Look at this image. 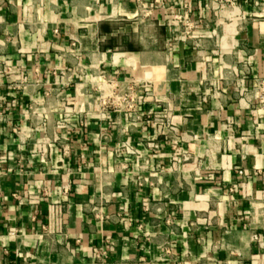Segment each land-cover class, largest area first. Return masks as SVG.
Listing matches in <instances>:
<instances>
[{
  "label": "crops",
  "instance_id": "crops-1",
  "mask_svg": "<svg viewBox=\"0 0 264 264\" xmlns=\"http://www.w3.org/2000/svg\"><path fill=\"white\" fill-rule=\"evenodd\" d=\"M258 77L264 0H0V264H264Z\"/></svg>",
  "mask_w": 264,
  "mask_h": 264
},
{
  "label": "built area",
  "instance_id": "built-area-1",
  "mask_svg": "<svg viewBox=\"0 0 264 264\" xmlns=\"http://www.w3.org/2000/svg\"><path fill=\"white\" fill-rule=\"evenodd\" d=\"M228 1L230 2L231 0ZM178 19L181 21L183 27V34L181 37L186 39L192 34L195 28V22L183 15H180ZM143 86V80L137 78L122 79L112 75H103L101 79L92 84V89L97 95L99 113L101 115H106L108 112L127 114L132 119L142 118V120H146L147 123L166 125L175 129L168 114H155L150 110L142 115L140 108L141 103L152 98V93H150V91H148L146 95L141 93ZM250 93L257 100L260 107L264 109V77L255 79V84ZM69 113L70 110L65 111V115H69ZM141 115L143 117H141ZM148 144L155 152L160 151L158 142L151 141ZM239 172L242 173L243 171L239 169ZM103 255H105L104 251H97L98 258H102ZM39 264L54 263L43 262Z\"/></svg>",
  "mask_w": 264,
  "mask_h": 264
}]
</instances>
